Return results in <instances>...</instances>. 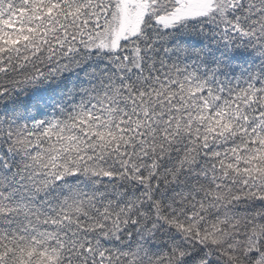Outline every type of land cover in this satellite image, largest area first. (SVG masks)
Listing matches in <instances>:
<instances>
[{"label": "snow or ice", "instance_id": "6c2138e0", "mask_svg": "<svg viewBox=\"0 0 264 264\" xmlns=\"http://www.w3.org/2000/svg\"><path fill=\"white\" fill-rule=\"evenodd\" d=\"M0 264H264V0H0Z\"/></svg>", "mask_w": 264, "mask_h": 264}]
</instances>
